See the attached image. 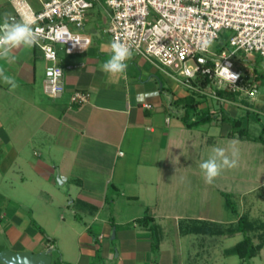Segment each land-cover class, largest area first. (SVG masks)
<instances>
[{
	"label": "crops",
	"instance_id": "0c3cea01",
	"mask_svg": "<svg viewBox=\"0 0 264 264\" xmlns=\"http://www.w3.org/2000/svg\"><path fill=\"white\" fill-rule=\"evenodd\" d=\"M27 1L38 11L45 0ZM6 12L19 19L11 0H0V16ZM108 25V9L96 4L81 30L90 45L69 55L57 47L65 85L58 98L43 91L48 63L37 47L15 52L16 62L3 65L19 87L10 91L0 82V251L43 252L51 264L54 250L61 264H96L98 254L101 264H183L178 243L184 240L189 264V231L196 222L233 226L237 220L208 216L201 205L186 203V187L195 193L196 184L201 186L199 164L213 147L228 148L235 139L242 153L259 150L262 168L237 191L243 207L238 215L264 222L258 206L264 203V143L239 138L237 128L221 119V111L241 118L250 133V119L264 117V57H250L258 61L245 71L257 83L254 98H215L209 87L221 117L186 128L182 100L189 90L172 74L163 78L152 59L133 53L126 78L102 71L111 55ZM74 92L88 94V102L72 104ZM203 126L221 130L213 135ZM226 178L232 186L233 178ZM145 211L157 227V251L148 228L138 222ZM242 237L236 233L219 243L223 249L225 241L237 239L234 246ZM256 259L264 264V247L250 260Z\"/></svg>",
	"mask_w": 264,
	"mask_h": 264
},
{
	"label": "built area",
	"instance_id": "2783aa9c",
	"mask_svg": "<svg viewBox=\"0 0 264 264\" xmlns=\"http://www.w3.org/2000/svg\"><path fill=\"white\" fill-rule=\"evenodd\" d=\"M11 3L19 19L32 18L34 27L41 29L36 47L48 63L43 90L53 98L65 91L57 47L68 55L87 48L91 39L81 30L87 12L101 3L109 11L106 32L111 41L119 39L134 54L157 60L186 89L197 91L192 83L207 77L215 98L216 90L249 98L257 95V83L247 78L233 58L238 52L247 59L254 55L264 57V0H45L38 11L27 0ZM223 38L231 50L216 53L202 49L207 39L221 47ZM220 67H229L238 74L235 84L223 81L221 86L217 74ZM70 101L83 105L88 102V94L74 92Z\"/></svg>",
	"mask_w": 264,
	"mask_h": 264
},
{
	"label": "trees",
	"instance_id": "16d2710c",
	"mask_svg": "<svg viewBox=\"0 0 264 264\" xmlns=\"http://www.w3.org/2000/svg\"><path fill=\"white\" fill-rule=\"evenodd\" d=\"M192 84L195 88L202 91V89L205 90L210 87L211 81L207 77H203L197 78ZM215 93L219 98H235V95H238L236 92L225 90H216ZM200 97L199 91L189 90L187 97L182 100L184 110L181 122L186 128L197 127L217 118L208 108H199L202 103ZM224 113L221 111V119L230 122L234 128H237L235 133L239 138H252L254 141L264 143V128L262 129V134L253 138L245 128L241 127V118L226 117ZM233 204L230 196L226 195L224 206L225 209H228L237 217L235 225L223 226L222 224L201 221L200 223L196 222L195 229H189L191 230L189 232H192L191 234L193 235L188 254L189 264H211L215 262L216 257L219 255H235L240 261L250 260L256 257L264 247V222L252 221L246 214L239 216ZM138 222L148 228L152 237V250L157 251L159 248L158 231L149 212L145 211L143 216L138 219ZM236 233L242 234V239L234 246L222 249L219 243L220 238L231 237ZM216 249H219L217 254L214 253Z\"/></svg>",
	"mask_w": 264,
	"mask_h": 264
},
{
	"label": "rangeland",
	"instance_id": "374dc122",
	"mask_svg": "<svg viewBox=\"0 0 264 264\" xmlns=\"http://www.w3.org/2000/svg\"><path fill=\"white\" fill-rule=\"evenodd\" d=\"M96 5V4H95ZM222 42V46L218 47L217 44L213 45L210 49L212 52H219V51H229L231 50L227 41H224V38L220 41ZM258 56V55H255ZM260 59V58H258ZM235 63L239 64V68L242 71H246L247 68L251 69L252 65H254L253 62L258 61L257 59L254 61L252 59V62L246 58V55L243 52H238L234 58H233ZM152 61L157 65V69H158V73L164 78V76H168L169 75H175L174 73H172V71H170L168 68H164V67H160L159 62L157 60L152 59ZM165 73V74H164ZM176 76V75H175ZM183 88H185L182 84H180ZM44 91V90H43ZM196 91V90H195ZM200 92L201 95V100H202V107H206V109L208 108L209 110H211L213 112V114L217 115L218 118L221 117L220 112H219V107L217 108L216 106H220L221 104H219V100L217 99H212V97H210V90L205 89L202 91L197 90ZM202 93V94H201ZM238 94V93H237ZM235 97H237L235 95ZM256 116V115H254ZM260 118V122L255 121L253 118L250 119V135H258V134H262L261 130H262V124H264V117L263 116H258ZM215 120V119H214ZM231 124V123H230ZM202 129V131H208L209 134H217L219 133V128H215V127H211L209 128V126H203L200 127ZM241 146H239V164L238 167H236L235 169H229V170H225L222 174H221V178L220 176L215 180V182L213 184H208L205 182V179L202 175V179H201V186L199 188V186L196 184V192L193 193V187H186V190H190V191H186V193H188L187 195H190L189 197V201H186V203L191 204V206L195 203L196 207L200 206L202 207L203 213L204 214H208V216H216V217H220V218H230L231 216H235L234 213L230 212L228 209H225L224 206V200L226 195H229L231 200L233 201V207L234 209H236L237 214H240V210H242V205H241V199L238 201V197H239V193H237V191L239 192V190L242 188L246 187V182H244L247 178L251 180V176H255L256 174L260 173V168H262L260 161L258 162V158L260 157L258 155L259 150H255L253 149L252 152H248L247 155V151H245L244 153L241 152L240 149ZM204 153V151H203ZM258 158H257V157ZM249 159V160H248ZM242 162L244 163V170H242L243 165ZM259 165V167H258ZM264 165V164H263ZM246 166V168H245ZM246 169V170H245ZM229 176H226V175ZM225 176V177H223ZM226 177L228 178H233V185L229 186L228 184L231 183L228 182L226 179ZM226 178V179H225ZM188 179V178H187ZM198 183V182H196ZM260 192L263 194V191L260 190ZM251 197H253V195H251ZM193 198H195V202L193 201ZM193 203V204H192ZM258 206L261 208H264V203L263 202H259ZM193 209V208H191ZM144 214V213H143ZM243 214V213H242ZM171 237H173L174 235L170 234ZM237 239H230L225 241L223 248L224 247H229L232 246ZM176 242V240H175ZM176 245V244H175ZM7 246V244H6ZM177 246V245H176ZM178 246L180 247V250L178 251L180 258L183 260V264H186V248L184 246V240L179 241ZM219 249H216L214 253H218ZM99 257V254H98ZM98 257L95 258L93 260V262H95L96 264H101L100 261L98 260ZM53 258H54V263H59L61 264V262H59L60 260V256L58 254L57 250L53 251ZM213 264H260V261L258 259L256 260H245V261H241L240 259L235 256H227L225 257L224 255L222 256L221 260H218L217 262H214Z\"/></svg>",
	"mask_w": 264,
	"mask_h": 264
},
{
	"label": "clouds",
	"instance_id": "9594fccd",
	"mask_svg": "<svg viewBox=\"0 0 264 264\" xmlns=\"http://www.w3.org/2000/svg\"><path fill=\"white\" fill-rule=\"evenodd\" d=\"M34 24V19L29 17L17 19L16 16L7 12L0 16V62H3L0 64V82L8 85L10 91H15L19 85L15 78L7 73L3 65L16 62L15 52L19 50L30 51L39 45L41 29L34 27ZM213 44V40L207 39L203 42L202 49L208 51ZM109 47L111 55L102 64V71L111 76L126 78L129 67L128 61L133 57L132 49L119 39L113 40ZM56 71L59 74L60 69ZM217 74L221 78V86H223V81L235 84L239 79L238 74L231 72L229 67H220ZM237 144L238 141L233 139L229 142L228 148L213 147L208 158L199 164L206 183L211 185L225 170L238 167L239 151Z\"/></svg>",
	"mask_w": 264,
	"mask_h": 264
},
{
	"label": "water",
	"instance_id": "95a60500",
	"mask_svg": "<svg viewBox=\"0 0 264 264\" xmlns=\"http://www.w3.org/2000/svg\"><path fill=\"white\" fill-rule=\"evenodd\" d=\"M0 262L6 264H51V257L46 253H32L30 251L14 252L0 251Z\"/></svg>",
	"mask_w": 264,
	"mask_h": 264
}]
</instances>
